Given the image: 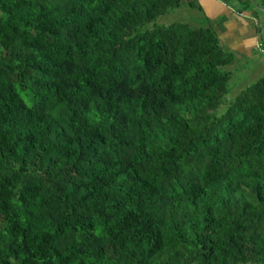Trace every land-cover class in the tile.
I'll return each instance as SVG.
<instances>
[{
    "label": "trees",
    "instance_id": "1",
    "mask_svg": "<svg viewBox=\"0 0 264 264\" xmlns=\"http://www.w3.org/2000/svg\"><path fill=\"white\" fill-rule=\"evenodd\" d=\"M182 1L0 0V264H264V73Z\"/></svg>",
    "mask_w": 264,
    "mask_h": 264
},
{
    "label": "crops",
    "instance_id": "2",
    "mask_svg": "<svg viewBox=\"0 0 264 264\" xmlns=\"http://www.w3.org/2000/svg\"><path fill=\"white\" fill-rule=\"evenodd\" d=\"M263 3L264 0H183L170 12L175 19L170 22L184 20L190 27L212 28L219 45L233 52L232 62L225 67L231 73L226 91L229 97L264 73V56L259 50H264ZM181 16L183 19L179 20Z\"/></svg>",
    "mask_w": 264,
    "mask_h": 264
},
{
    "label": "rangeland",
    "instance_id": "3",
    "mask_svg": "<svg viewBox=\"0 0 264 264\" xmlns=\"http://www.w3.org/2000/svg\"><path fill=\"white\" fill-rule=\"evenodd\" d=\"M173 12V11H175V9H172V10H170V11H168V14H166V15H163V16H160V17H157V22L158 23H163L164 21L165 22H170L171 20H175L174 19V17H171V15H170V12ZM171 12V13H172ZM181 19H183V16H181L180 18H179V20H181ZM184 21V20H183ZM186 23V22H185ZM189 25V24H188ZM189 26H191V25H189ZM261 39H262V41H263V43H264V37L263 36H261ZM257 55H259L258 53H257ZM238 67L241 69V66L240 65H238ZM231 74V73H230ZM253 80V79H252ZM226 97H227V93H226V95H225ZM222 105H220V107H219V110H221L222 109ZM252 264V263H251ZM254 264H256V263H254Z\"/></svg>",
    "mask_w": 264,
    "mask_h": 264
},
{
    "label": "built area",
    "instance_id": "4",
    "mask_svg": "<svg viewBox=\"0 0 264 264\" xmlns=\"http://www.w3.org/2000/svg\"><path fill=\"white\" fill-rule=\"evenodd\" d=\"M258 47H259V45H258ZM259 50L262 53V55L264 56V50L262 48H260Z\"/></svg>",
    "mask_w": 264,
    "mask_h": 264
}]
</instances>
